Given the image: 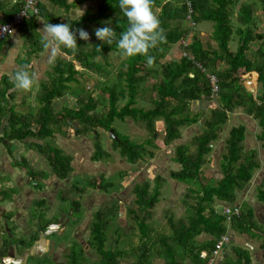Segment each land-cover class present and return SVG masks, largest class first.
I'll list each match as a JSON object with an SVG mask.
<instances>
[{
    "label": "trees",
    "instance_id": "1",
    "mask_svg": "<svg viewBox=\"0 0 264 264\" xmlns=\"http://www.w3.org/2000/svg\"><path fill=\"white\" fill-rule=\"evenodd\" d=\"M42 1L68 11L75 3L85 0H41L38 3V12L16 27L23 38V48L27 56L20 60L23 68L30 66L31 57L37 58L46 51L51 40L55 44L56 52L51 56L52 62L46 71V80L39 83L38 106L35 112L33 106L27 105L23 97L19 105H15L13 77H0V143L5 146L12 164L23 169L33 180H42L46 176L44 171L32 167L28 159L18 153L17 145L26 143L30 150L46 160L53 176L68 177L73 171L72 156L53 146L48 139L67 127H72L77 135L97 127L111 130V149L117 150L129 163H136L146 155L153 157L154 150L160 148L156 142L160 137L155 125L157 118H162L164 123L160 139L165 145H170L181 138L183 129L198 123L200 116L204 115V109L189 114L191 103L208 100V114L204 116L201 131L194 134L187 143L176 146L174 160L180 164V168L171 169L169 172L171 178L186 185L184 203L189 214L178 218L168 215L167 231L151 230L147 222L152 216L149 209L158 201V186L163 179L157 175L153 179L154 189H150L146 180L135 183L132 189L137 206L129 208V213L136 224L139 243L133 245L131 242H119L122 235L120 232L124 233L120 228L121 230L116 231L118 236L115 234L116 238H112L115 245L106 247V228L119 213L116 198L103 202L96 210L86 240L87 246L97 256L94 264H124L125 259L132 264H208L217 239L227 231L223 223L225 217L214 208L215 200L232 205L237 198L236 191L246 187L254 170L260 167L259 160H256V149L244 150L247 126L241 123L232 126L224 138L225 151L219 161L221 176L203 181L200 168L206 163L229 113L241 108L244 113L256 119L260 127L256 139L264 147V39L255 26V3L241 1L233 19V6L238 0H190L193 23L186 24L187 4L184 1L179 4V0L176 3L175 0H152L153 11L160 20L164 36L163 40H158L148 50L147 55L154 58L153 62L149 64L147 55L144 54L127 56L116 70L115 77L108 66L109 53L117 50V41L113 40L111 44L102 40L88 43L79 37L78 31L91 23L101 24L105 19V24L113 27L119 38L129 24L119 7V0H101L94 11L88 8L77 19L64 16L63 21H60L55 12L48 10ZM259 1L264 12V0ZM22 5V0L13 3L4 19L10 20ZM38 18L42 24L38 22ZM47 22L70 23L77 35L76 50L58 44L50 36L46 37L43 27ZM200 22L202 25L207 22L212 24L208 38L214 40L215 45H211L209 40L203 43L200 39V31L207 29L204 25L199 29ZM187 34H191L190 41L180 44L179 40ZM234 36L238 38L239 44L234 50H230L228 45ZM8 37L0 39V51L8 45ZM256 39H260V42L251 59L246 52L250 54L247 51L248 46ZM173 44L183 53L180 57L168 59L166 55ZM219 63H223V67ZM78 69H85L95 76L94 87L100 91L98 96H94L75 76ZM207 72L217 78L219 89L216 96L211 95ZM189 73L193 75L190 76ZM148 76L153 80L146 86L144 82ZM246 81L252 88L246 87ZM258 86L261 89L254 91L253 88ZM147 89L155 91L157 97L150 98L151 107L137 106V98ZM65 94L72 96L76 104L67 106L68 108L65 105L56 110L54 100ZM124 98V103L118 106V101ZM126 117L141 123L148 131V136L143 141L135 142L128 135L120 134L113 126L115 119L124 120ZM111 155V152L104 149L98 133H95L91 160L107 161ZM86 181L85 185H102L104 190L113 186L112 182L104 180L103 174L90 177ZM76 192L78 197L71 198ZM84 192V188L71 184L58 193L60 204L57 207L61 213H68L69 223L77 221L83 215L81 195ZM256 197L264 203V178L257 185ZM189 199L193 202L189 203ZM45 203L46 200L42 198L33 204L40 208ZM44 214L45 210L42 209H35L31 214L39 227L31 236V242L38 235L37 231L45 233L53 224ZM252 215L251 207L242 202L239 213L232 215L228 223L240 234L248 233L252 237L262 235L261 246L264 247V229L256 226ZM199 234H205L209 238L199 240ZM3 240L5 246L10 244L7 237ZM30 240L22 239L19 242L30 244ZM201 251H206L207 255L200 256ZM233 251L235 258H227L223 264H250V254L246 250L233 248ZM84 252L82 244L71 242L65 264H87ZM155 258L162 262H155ZM36 264H43V261L38 260Z\"/></svg>",
    "mask_w": 264,
    "mask_h": 264
},
{
    "label": "rangeland",
    "instance_id": "2",
    "mask_svg": "<svg viewBox=\"0 0 264 264\" xmlns=\"http://www.w3.org/2000/svg\"><path fill=\"white\" fill-rule=\"evenodd\" d=\"M177 1L178 0H175V3ZM242 1L254 2L256 6V14L262 13L261 15H257L255 26L258 33L263 34L264 39V12L261 8V2L259 0ZM100 2L101 0H96L97 6L100 4ZM238 3H240V0H238ZM238 3L233 6V19L238 9ZM57 12L58 13H56V15L59 19L60 17L64 18L63 14H61V10L59 9V7L57 8ZM38 22H41L39 18ZM105 22L106 20L104 19L101 24L91 23L87 25L86 30L90 34L89 39L86 40L88 43L100 40L95 35V29L97 27L105 26ZM206 36L207 34L203 30L202 38ZM236 38L237 37L234 36V40ZM187 40H189V37L187 38ZM208 40L211 43L214 42L211 39ZM258 40L260 39H256V41ZM50 43L52 42L50 41ZM51 46L52 52L55 53L56 48L54 50V45ZM16 47L19 48V45H16ZM182 53L183 52L178 48L177 45L173 46L171 57H180ZM45 55H42L39 59L32 58L31 61L33 65H30L27 68L29 73L34 74L35 76V82L33 84V87L27 90L20 88L21 90L19 96L25 94L28 97V103H30L31 101L34 107H37L38 105L36 94L39 91V81L46 78V71L49 70L52 62L51 57H45ZM109 57L110 61L108 68L113 71L112 76L116 77V70L120 68L121 64L125 61L127 56L124 55L123 51L118 47L116 51L109 53ZM167 57H170V55ZM96 59H99V57H96ZM18 64L20 63L18 62ZM218 65L223 67L224 64L219 63ZM21 68H23L22 65ZM75 76L80 80V82L85 86L86 89L92 91V94L94 96H98L100 91L98 88L94 87V75H91L85 69H78ZM151 80H153L152 77L148 76L145 79L144 84L147 86L151 83ZM245 84L247 88H252L248 81H246ZM256 89L260 90L261 88L260 86L253 88L254 91ZM156 97L157 95L155 91H148L147 89L145 93H143L140 97L137 98L138 100L136 105L143 108L151 107L152 104L150 102V98ZM124 101L125 98L120 99L118 101V106H121ZM74 104L76 103L72 96L69 97L67 95H63L62 97L54 100V107L56 110H60L61 107L65 105L67 107L72 106ZM208 105L209 102L208 100L205 101V99H202L200 101H194L191 103L188 108L189 114H193L196 111H202L204 109V115L200 116L199 122L197 124H193L191 125V127L188 128L185 126L186 128L182 130L183 134L181 133V138L173 141L172 143H170V145H165L162 139H160V137L162 136L164 123L162 118H157L155 120V125L160 137L156 139V142L160 146V148L154 150L153 157L146 155L143 159L138 160L136 163H129L125 158L120 156L117 150L111 149L110 133L107 130L97 127L91 131H87L84 134L81 133L77 135L72 127L62 129V132L56 133L53 137H50L48 139L50 140L53 146L61 149L64 153L70 154L72 156L73 171L70 172L69 176L65 178H56L55 176H53L46 160L43 157L38 156L36 152L30 150L27 147L26 143L17 145V147L21 146L20 152H22V154L26 158H28L30 165L37 170L44 171L46 173V176H44L42 180L32 179V182H30V178L27 176V173L23 169L17 167V169L19 170L18 171L16 168H13V170H16L17 172L22 171L18 176L16 173L11 174L12 177H17L20 179V181H18L16 185L18 191H20V189L22 188L21 193L19 192V197L21 198L19 199L18 197V199L14 202V205H17L14 208L17 211L20 210V216L18 219H21V221L23 219L22 222L25 224L27 222V227H23V229L20 231V234H16V232H14V235H8L7 238L10 239V246H17V243L19 241V239L17 238H26L30 240L33 234H28L32 233L35 227H37L34 225L36 224V220H31L32 225L29 220H25V218L28 216L29 207L32 208V212H34L35 209L45 210L44 217L46 219L50 218L53 222V224L48 228V230H46L45 233L37 231L38 235H36L35 239L32 242L31 240L29 241L31 246H29V251L27 252H29L30 258L32 257V259L29 258L30 260L24 264H36V262L34 261L37 260L43 261V264H65L66 253L68 252L70 244L73 241L79 242L84 246V253L87 256L86 263L94 264L97 256L86 244V240L89 237L90 225L95 219V212L101 206V204L103 202H107L115 198L118 200L119 213L112 219V221L110 222V224H108L106 228V247H113L115 245V242L112 238H116V231L121 230L120 228L123 229L124 233L120 232L122 235L119 237V242H131V244L133 245L139 243V234L137 231V227L134 220L131 218V214L129 213V208H136L137 206L135 202V195L132 189L134 184L140 182L141 180H146L147 182H149L150 189H154L153 187L155 183L153 182V179L157 175L162 176L163 179L160 180L158 186V201L154 204L153 207L149 209L151 211L152 216L147 222L150 228H152L151 230L153 232L167 231L168 227L166 224V219L168 215H174L175 218H178L179 216H185L189 214L184 203V201L186 200V185L171 178L169 176V172L171 169L180 168V164L176 160H174L176 146L181 143H187L194 134H197L201 131L204 116L208 114ZM241 123H245L247 126L245 136L247 137L248 141L245 138V141L247 142L245 143L244 141V143L247 147L251 146L252 148H255L258 151L256 160H259L261 166L254 170L252 179L246 184V188L243 190H237V199L235 201V204L241 205L242 199L245 198L246 201L254 208H256V206L253 202H257L258 207L260 206V209H262L264 208V203L259 202L256 198L257 185L264 178V147L261 146V141L255 138L257 134L260 133V127L257 124V120L251 118L250 115L244 113L241 108H237L235 112L229 113L228 120L220 131L218 140L214 142L215 145H213V147L216 146L215 149L217 150V152L213 155L209 154L207 156L206 163L200 168V175L203 181L210 178L218 179L221 176L219 168V153L220 150L223 148L222 145L224 143V138L228 135L229 129L232 126ZM113 126L120 134L128 135V137L131 140H134L135 142H141L148 136V131L145 129V127L141 123L135 122L130 117H126L124 120L115 119L113 122ZM95 133H98L104 149L112 153L110 159L107 161L91 160L90 158L94 151ZM247 147H244V150H246ZM98 174H103L104 180L112 182L113 186L109 187L108 190H104L102 185H100V187H92L85 185L87 179ZM12 177L9 176L11 180L14 179ZM10 179L8 180V183L7 179H4L6 190L8 191L13 188L11 186H8L9 183L12 184ZM27 184H29L31 188H28V190L25 191L24 188ZM37 184L38 186H36ZM71 184H75L76 186L78 185L80 188H84L85 192L81 195L83 210L82 217H80L75 222L69 223L70 217L68 213H61L57 206L60 204L58 197L59 191L66 187L68 188V186H71ZM14 192L16 191L11 189V191H9V194H12ZM15 195L10 196L15 197ZM71 196V198L78 197L77 192L73 193ZM42 198L46 200L45 206L43 205L39 208V206H35L33 204L35 201H38ZM188 202L192 203L193 200L189 199ZM225 203L227 202H224L222 205L224 206ZM220 206L221 203L214 205V207H216V211H218ZM53 218H55L56 220H53ZM227 235L229 237L228 246L226 249L223 248L219 251V253L214 257L213 264H220L224 257L227 258L229 254H232L231 250L233 248L238 247H244L245 249L249 250L252 255L251 257H253V264H260L258 263V260L256 258V253L261 252L264 254V249H261L259 247L258 240L251 239L247 235L239 234V232L233 230L231 226H229ZM197 238L199 240H204L209 237H204V235L200 234L197 236ZM26 246L28 247L27 244ZM26 254L28 253H24V258L26 257ZM154 261L157 263L162 262L158 258H155ZM123 262L124 264H132L130 260L126 259Z\"/></svg>",
    "mask_w": 264,
    "mask_h": 264
},
{
    "label": "crops",
    "instance_id": "3",
    "mask_svg": "<svg viewBox=\"0 0 264 264\" xmlns=\"http://www.w3.org/2000/svg\"><path fill=\"white\" fill-rule=\"evenodd\" d=\"M18 0H0V21L1 20H5L4 18H7V12H8V10H9V8L13 5V3H16ZM68 2H71L72 0H67ZM242 0H240V2H241ZM173 2H174V0H173ZM42 3H44L46 6H47V8H48V10H50V11H53V12H55V13H58L57 12V8H58V6H53V5H50V3H48L47 1H42ZM96 7H97V4H96V0H94V1H92V0H85V1H81V2H77V3H75V5L73 6V7H70L69 9H68V11H64V9L62 8V7H59V9L61 10V14H63V17L64 16H68L70 19H77L79 16H81V14L82 13H84V11L86 10V9H91V10H95L96 9ZM238 7H239V3H238ZM155 10H157V9H155ZM262 13H257L256 14V16L257 15H261ZM63 19L64 18H62V17H60V21H63ZM173 22H176V21H173ZM172 22V23H173ZM203 23V22H202ZM40 24H42V21L40 22ZM187 24V23H186ZM199 24V29L200 28H202L203 27V25L201 24V22L200 23H198ZM172 25H176V24H172ZM206 28H207V30L208 31H205L206 32V34H207V36L206 37H204V38H202V32H203V30L202 31H200V34H199V37H200V39L201 40H203L202 42L203 43H205V41L206 40H208L209 38H208V35L211 33V31H212V24L210 23V22H207L205 25H204ZM84 29H86V28H84ZM190 35L191 34H187V36L186 37H183L184 39H185V42L186 43H188L189 41H190ZM189 37V40H187V38ZM51 40V39H50ZM212 40V39H211ZM22 41H23V38H22V36H21V34H20V32H19V29L18 28H15V30H14V32L12 33V34H10L9 35V37H8V40H7V43H8V45L7 46H5V47H3L2 48V50L0 51V77L2 76V75H7V76H9L10 78H12L13 77V72H16V71H18V70H20V69H22L21 68V63H20V60L21 59H23V58H27V56H26V54H25V50H24V48H23V43H22ZM52 41V40H51ZM212 41H214V40H212ZM210 42V41H209ZM214 43V44H213ZM213 43H211L210 42V44L211 45H215V42H213ZM48 44H51V45H54V50H55V44H52V43H48ZM176 44H178V42L176 43ZM176 44H173L172 46H171V50H170V52L166 55V58H168V59H171V58H177V56L176 57H171V52H172V49H173V46H176ZM239 43H238V38H236L235 40H234V38H232L231 40H230V42H229V45H228V47H229V49L230 50H234V48L236 47V45H238ZM258 44H259V41H253V42H251L250 43V45L248 46V49H247V51H250V54H248L247 52H246V55L249 57V58H251V57H254V50H255V48L258 46ZM16 45H19V48H17L16 47ZM49 46V48L46 50V51H44L39 57H37V59H39V58H41V56L42 55H45V57H51L53 54H54V52H52V50H51V47L52 46ZM178 50V49H177ZM174 52V51H173ZM170 55V57H167V56H169ZM32 58H34V57H31V59H30V65H33L32 64ZM36 58V57H35ZM34 58V59H35ZM252 59V58H251ZM18 62L20 63V64H18ZM34 71V70H33ZM35 72V71H34ZM47 78V77H46ZM46 78L45 79H43V80H41V81H39L40 83L42 82V81H45L46 80ZM20 88H17L16 86L15 87H13V89H12V91L14 92V94H15V98H14V100H13V103L15 104V105H19V103H20V101H21V99H22V97L23 98H25V102H26V104L27 105H30V106H33V109H34V112L36 111V109H37V107H34V105L32 104V102L30 101V103H28L29 102V100H28V97L25 95V94H22V95H20L19 96V93H20ZM31 91V90H30ZM31 96V95H30ZM36 99H37V94H36ZM196 101H200V100H196ZM37 102H38V99H37ZM38 106V105H37ZM195 124H197V123H195ZM193 125V124H192ZM189 127H191V125L189 126ZM188 128V127H187ZM182 133V132H181ZM0 134H1V130H0ZM183 134V133H182ZM246 138V140H247V137H245ZM256 138V137H255ZM244 141H245V139H244ZM248 141V140H247ZM247 141H245V143L247 142ZM216 142V141H215ZM244 143V147L246 148L247 146H246V144ZM19 145V144H18ZM21 145V144H20ZM213 145H215V144H213ZM213 145H212V150H211V152H210V154H215L216 152H217V150L215 149L216 148V146L215 147H213ZM222 149L220 150V153H219V158H221V155L224 153V151H225V147H224V143H223V145H222ZM247 149H252V147L250 146V147H247ZM20 150H21V146H18V153L21 155V156H24L23 154H22V152H20ZM256 152H257V155H258V151L256 150ZM260 155V154H259ZM25 157V156H24ZM28 159V158H27ZM220 161V160H219ZM261 166V165H260ZM13 168H16L17 169V167H15L13 164H12V161H11V158H10V156L8 155V153H7V151H6V148H5V146L4 145H2V143H0V264H24V263H27L30 259H32V257L30 258V255H29V252H27V251H29V246H31V244H27L28 245V247L26 246V244H23V243H21V242H19L18 241V243H17V246H10V244H8L7 246H5L4 245V243H3V238L4 237H8V235H14L15 233L14 232H16V234L18 233V234H20V231L23 229V227H27V222H26V224L25 223H23L22 221H23V219H22V221H21V219L19 220L18 218H19V211L20 210H16L14 207H16L17 205H14V202L18 199V197L20 196V193H21V191H22V188L20 189V191H18V188H16V185H17V182L18 181H20V179L19 178H14V177H12V173H16L17 174V176L20 174V172H22V171H20V172H17L16 170H13ZM18 170V169H17ZM19 171V170H18ZM9 176L10 177H12V178H14L13 180H11L10 178H9ZM28 176V175H27ZM263 176V175H262ZM7 179V183H8V180L10 179L11 180V183L12 184H8V186L10 187H13V188H11V189H13V190H15L16 192H14V193H10L9 194V191H11V189L8 191V190H6V186H5V182H4V179ZM28 180H29V178H28ZM30 182H32V179L30 178V180H29ZM246 186V185H245ZM9 187H8V189H9ZM28 188H31L30 186H29V184H27L26 185V187L24 188L25 189V191H27L28 190ZM246 187H244L243 189H245ZM242 189V190H243ZM20 192V193H19ZM237 192V191H236ZM15 193H16V195H15ZM10 195H15V197H11ZM236 197H237V195H236ZM21 197H19V199H20ZM25 198H26V196H25ZM257 198V197H256ZM237 199V198H236ZM40 200V199H39ZM257 200H258V198H257ZM259 202H262V201H260V200H258ZM242 202H245V203H247L250 207H251V209H252V213H253V219H254V221H255V223H256V226L258 227V228H261V229H264V214H263V210H264V208H262V209H260V206L258 207V204H257V202H253L254 203V205L256 206V208H254L252 205H250L247 201H246V199L244 198V199H242ZM221 203V205L224 203V201H220V200H215V204H220ZM234 203L235 202H233V204L232 205H234ZM263 203V202H262ZM214 204V205H215ZM225 204H227V203H225ZM229 204V203H228ZM240 206V205H239ZM215 208V210H216V207H214ZM33 212H32V208H30L29 207V209H28V216L25 218V220H29L30 221V223H31V225H32V221L31 220H33V221H35L34 220V218H33V216L31 215ZM217 213H219L218 211H217ZM227 221H226V219H224V221H223V223H224V225L226 226V228H227V231L226 232H228V230H229V226H231L230 225V223H226ZM226 223V224H225ZM33 224H34V222H33ZM35 226H36V224H34ZM35 229L37 230V227H35ZM33 230L32 231V233H30V234H28V235H32L36 230ZM233 229V228H232ZM234 230V229H233ZM237 232V231H236ZM240 234V233H239ZM200 235V234H199ZM202 235H204V237H208V236H206L205 234H202ZM242 235H247V236H249V238H251V239H256V240H258L259 242H258V245H259V247L261 248V249H264V247H262L261 246V243H263V240H262V238H263V236L261 235V236H258V237H252L250 234H248V233H242ZM23 236V235H22ZM25 236H27V235H25ZM9 239V238H8ZM17 239H19V240H22V239H25L26 241H28V239H26V238H17ZM243 242V241H242ZM244 243V242H243ZM242 243V244H243ZM20 246V247H19ZM227 246H228V244H227ZM227 246H225V247H222L221 249H226L227 248ZM9 247H11V248H9ZM238 248H241V249H244V250H246L249 254H250V259H251V262H250V264H253V257H251L252 255H251V253H250V251L249 250H247V249H245L244 247H238ZM220 249V250H221ZM219 250V251H220ZM17 253H18V255H17ZM24 253H28V254H26V257L24 258ZM219 253V252H218ZM231 253L232 254H229L228 256H227V258H230V259H234L235 257H234V251H233V249L231 250ZM17 255V256H16ZM30 258V259H29ZM227 258H223L222 259V262L220 263V264H223V262L227 259ZM256 258H257V260H258V263H260V264H264V254L263 253H261V252H257L256 253ZM38 261V260H37ZM37 261H34V262H37ZM214 261V260H213ZM212 264H213V262H212Z\"/></svg>",
    "mask_w": 264,
    "mask_h": 264
},
{
    "label": "clouds",
    "instance_id": "4",
    "mask_svg": "<svg viewBox=\"0 0 264 264\" xmlns=\"http://www.w3.org/2000/svg\"><path fill=\"white\" fill-rule=\"evenodd\" d=\"M183 1L186 2L185 0H180L179 4L183 3ZM119 7L129 22L127 29L121 32L119 38H117V31L110 25L105 24V26L95 29V35L108 44L116 40L118 47L126 56L132 57L137 54L147 55L149 48L155 46L158 40L164 39L162 35L163 30L160 27V20L154 14L152 8V0H119ZM82 15L83 13L81 16ZM185 22L187 24H192L193 22L192 17H186V12ZM43 30L46 37L50 36L57 41L58 44L76 50L78 46L77 35L76 32L72 30V25L70 23L47 22L44 24ZM89 36L90 34L86 29L82 27L79 29L80 38L87 40ZM182 41L185 42V39L181 38L179 43L184 44ZM57 51H59V49H57ZM153 59L151 55H147V62L149 64L153 62ZM189 75L192 76L193 74L189 73ZM13 81L17 88L27 90L33 87L35 76L34 74H30L26 68H22L14 73ZM65 95L69 96L68 94Z\"/></svg>",
    "mask_w": 264,
    "mask_h": 264
},
{
    "label": "built area",
    "instance_id": "5",
    "mask_svg": "<svg viewBox=\"0 0 264 264\" xmlns=\"http://www.w3.org/2000/svg\"><path fill=\"white\" fill-rule=\"evenodd\" d=\"M23 5L16 11L10 20H1L0 21V39L9 36L12 34L15 30V28L24 21V19H28L31 17L32 14H36L38 12V3L41 0H22ZM187 4V11H186V17L191 18L192 13V5L190 4V0H185ZM193 23V22H192ZM185 43L184 41H182ZM191 75V74H190ZM208 76L210 85H211V95L216 96L219 86L217 84V78L215 75L208 73L206 74ZM240 206L238 205H230L225 204L224 206L221 205L218 209V212L221 213L226 221L228 222L230 217L234 214L239 213ZM229 242V237L226 233L221 235L215 245L214 248L211 250V256L208 260V264H212L214 257L218 254L219 250L222 247H225ZM207 255L206 251H201L200 256L205 257Z\"/></svg>",
    "mask_w": 264,
    "mask_h": 264
},
{
    "label": "water",
    "instance_id": "6",
    "mask_svg": "<svg viewBox=\"0 0 264 264\" xmlns=\"http://www.w3.org/2000/svg\"><path fill=\"white\" fill-rule=\"evenodd\" d=\"M111 132V130H109Z\"/></svg>",
    "mask_w": 264,
    "mask_h": 264
}]
</instances>
